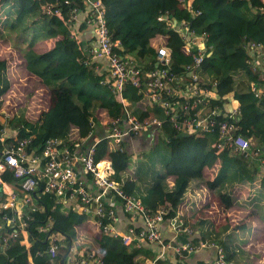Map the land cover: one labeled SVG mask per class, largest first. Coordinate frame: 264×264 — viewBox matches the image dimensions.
<instances>
[{
  "label": "trees",
  "instance_id": "trees-1",
  "mask_svg": "<svg viewBox=\"0 0 264 264\" xmlns=\"http://www.w3.org/2000/svg\"><path fill=\"white\" fill-rule=\"evenodd\" d=\"M102 2L109 37L119 40L115 50L124 59L132 58L144 78L158 64L155 56L158 44L167 43L171 49L170 67L173 71L181 72L183 66L191 61V56L181 50L185 38L176 26H185L203 34L206 52L199 74L204 80L215 81L212 102L227 101L228 93L239 101L236 133L253 138L251 151L245 154L227 147L216 152L212 146L219 138L216 133L179 135L160 104L147 106L142 97L143 85L141 90L139 86L136 88L128 83L124 86L122 95L128 101L127 106L115 99L105 81V71L100 72L94 68L95 64L87 62L88 49L97 45L95 26L87 24L85 18H81V22L71 18L74 8L75 14L83 16L85 0H1L6 12L2 26L10 37L7 41L14 52H23V57L19 54L17 66L22 64L32 74L37 71L45 80L53 101L40 111L39 116L32 118L28 116L27 98L18 106L14 105L9 119L0 122V152L21 137L28 138L24 146L28 154H38L48 138H62L67 144L78 141L86 146L84 140H89L88 133L93 127H98L101 135V122L124 113V108L138 118L155 114L161 118L155 135L150 130L132 133L124 138L121 147L115 146L108 138H101L96 143L94 159H110L114 169L112 177L127 193L140 197L148 210L163 206L164 219L177 209L182 211L185 223L191 224L196 231L177 234L172 239L174 244L197 242L202 237L220 245L226 258L235 264H261L263 251L248 246L249 238L237 227L252 215L259 216L264 224V170L260 163L264 157V97L256 96L251 90L250 82L257 79V74L252 71L249 53L244 46L247 40L264 45V0ZM43 4L59 6L64 18L45 12ZM162 15L165 17L160 19ZM71 26L78 34L71 33ZM38 41L51 42L35 52ZM34 64L39 66L38 70ZM8 73V60L0 57V110L1 97L11 85ZM138 141L140 145H137ZM216 162L219 166L211 178L210 169ZM75 165L85 176L86 189L94 192V185L92 189L88 188L91 172L84 171L81 160H77ZM2 176L17 186L19 180L13 177L12 172L6 170ZM197 194L201 199H197ZM203 195L206 200L215 195L217 207L211 211L205 208ZM115 197L113 203L104 199V214L99 215L83 211L80 198L64 200L53 192L36 190L30 203L23 206L28 246L21 242V233L12 234L17 229L13 209L0 210V264H29V258L34 264H52L51 261L54 264H71L68 258L72 255V245L80 253L102 255L105 264H145V258L158 253V243L154 246L149 241H134L125 245L120 235L113 236L99 230V237H92L96 243L105 246L104 253L93 245L81 244V239L71 244L80 235L76 226L87 218L90 217L99 228L112 221L117 205L123 202L121 196ZM240 198L244 201L235 203ZM196 203L203 206L194 208ZM110 207L114 208L113 214L106 213ZM218 207L228 214L218 217ZM119 208L123 210V205ZM124 212L129 219L126 230L135 225L134 221L139 217H131L130 212ZM188 212H191L189 217ZM8 215L13 216L11 222L6 219ZM123 231L119 229L120 234ZM55 234L64 238L63 243L56 242V252L51 255L48 248ZM4 236H8L5 242ZM169 240L171 238L163 239L165 243ZM165 252V257L158 259L159 264H179L181 259L177 254L170 249Z\"/></svg>",
  "mask_w": 264,
  "mask_h": 264
},
{
  "label": "built area",
  "instance_id": "built-area-1",
  "mask_svg": "<svg viewBox=\"0 0 264 264\" xmlns=\"http://www.w3.org/2000/svg\"><path fill=\"white\" fill-rule=\"evenodd\" d=\"M85 1V10L81 14L83 16H80L79 13L75 14L76 9L74 8L71 18L78 19L77 22H81L80 19L85 18L87 24L95 26L96 32L94 34L97 45L88 49L90 54L87 62L90 61V64H95L96 70L105 71V81L111 87L115 99L127 106L128 101L122 95L124 86L128 83L136 88L139 86L141 90V85H143L142 97L147 106L152 107L154 103L160 104L163 112L169 115V120H172L175 130L178 132H188L197 136L206 135L208 132L216 133L219 138L212 143L216 152L227 147L232 151H243L245 154L251 151L253 138L236 133L235 120L239 110L238 100L226 93L227 101L212 102L211 97L215 95L213 90L215 81L204 80L199 74L198 70L206 52L203 34H198L185 26H176L185 38L181 50L191 56V61L183 66L181 72L173 71L170 67L171 49L167 43L158 44L155 55L158 64L147 73V78H144L141 75L142 70L133 63L132 58L124 59L115 50L119 40H111L109 37L105 6L102 0ZM42 10L56 14L61 19L64 18L59 6L43 4ZM164 17L162 15L159 18ZM70 31L72 34H78L73 26H71ZM244 46L249 53L248 62L251 64L252 71L257 74V79L250 82L251 90L256 96L264 97V45L259 41L247 40L244 42ZM232 100L237 103L232 105ZM123 112L101 122L100 125L103 126L101 135L98 133V127H93L94 129L88 133L89 140L82 139L86 142V146L78 141L67 144L62 138H48L38 154H28L24 147L28 138L21 137L2 149L0 152V210L11 208L16 214L17 229L12 234L21 233L23 235L21 242L29 245L25 220L22 218L23 206L30 203L32 195L38 189L53 192L64 200H78L80 198L83 203V211H93L99 215L104 214L102 212L104 199L113 203L116 200L115 196L119 195L123 199V202L120 203L121 206L123 205V210L130 212L131 217H140L143 220V226L131 225L120 234L119 228L114 223L115 216L112 221L99 229L113 236L120 235L125 245L134 241L140 243L145 240L158 243L160 245L158 253L154 257L145 258V264H159L158 259L165 257V250L167 249H170L173 254H177L178 258L182 260L187 255L183 251L192 254L196 250L207 248H214L215 256L210 261H206L207 263L201 264H235L231 259L226 258V254L220 245L202 237L197 242L185 241L174 244L172 239L177 234L183 232L192 234L196 231L191 224L185 223L182 211L179 209L168 218L174 235L171 240L165 243L159 227L160 222L164 219L165 208L159 206L154 211L148 210L140 197L127 193L120 182L112 177L114 169L110 159L105 157L98 161L94 159L96 143L101 138H108L115 146L121 147L124 144V138L132 133L139 134L150 130L152 135L156 134L155 129L161 123V118L155 114H147L143 118H138L126 108ZM10 115L9 112H3L2 117L6 121ZM77 160H81L85 172H91L90 187H88V182L87 187L92 189V185H94L95 188L92 189L94 192L86 189L83 180L85 176L76 169L75 162ZM260 163L264 170V157L261 158ZM218 166L219 162H216L211 167V177L216 173ZM6 170L12 172L13 177L19 180L17 186L11 185L9 181L3 178V172ZM197 195L201 199V196ZM202 202L207 204L205 208L210 211L217 207L216 202L211 197L206 200L205 195H203ZM201 206L203 205L199 203L195 205L198 208ZM113 212L114 208L110 207L106 213L113 214ZM217 214L218 217L224 215L220 208L217 209ZM6 219L11 222L13 216L8 215ZM63 238L60 234L52 236L48 248L51 255L56 252V242L59 240L60 243H63ZM7 239L8 236L3 237L4 242ZM76 240H72L71 244L75 243ZM71 253L72 255L68 258L71 264H105L102 255L80 253L73 245ZM51 263L54 264L53 261ZM29 264H34L32 258H29Z\"/></svg>",
  "mask_w": 264,
  "mask_h": 264
},
{
  "label": "rangeland",
  "instance_id": "rangeland-1",
  "mask_svg": "<svg viewBox=\"0 0 264 264\" xmlns=\"http://www.w3.org/2000/svg\"><path fill=\"white\" fill-rule=\"evenodd\" d=\"M4 14H6L5 7L2 6L0 3V57H6L7 60L9 61L8 58H11V56L16 54L18 59H20V55L23 57L22 55L23 52L21 53V51H18L16 49L17 52L15 51V53H13L14 48L8 47L10 46V44L8 43L7 39L10 37L6 33L7 31H5L2 26L3 20L5 19ZM47 44L48 41L39 42V44L36 45H40V47L37 46L35 52L40 51L41 48H45ZM17 65L18 63L14 64L13 67H10V65L8 64V66L10 67L9 73H11L10 75L11 85L9 90L6 92V94L1 97V99L3 100L1 106L0 122H5V118L2 117L3 112L11 113V110L14 108V104L18 106L24 100L28 99V103H29L28 116L31 118L34 117V115L39 116L40 111H42L48 104H50L53 101L52 94L48 90L46 86V82L43 79V77H40L37 74V71H35V73L33 72V74L30 73L31 71L27 69L25 71V68L22 64H20V67H18ZM34 68L38 70L39 66L34 64ZM23 96L25 97V99L23 98ZM236 103L237 102L235 100L231 101L232 105H235ZM208 133H212V132H208ZM137 145H140L139 141L137 142ZM208 177L210 178L209 173H208ZM211 197L217 199L215 195H212ZM243 201L244 199L240 198L237 199L235 203L240 204V202ZM262 259H264V256H262ZM262 263L263 261H261V264Z\"/></svg>",
  "mask_w": 264,
  "mask_h": 264
},
{
  "label": "crops",
  "instance_id": "crops-1",
  "mask_svg": "<svg viewBox=\"0 0 264 264\" xmlns=\"http://www.w3.org/2000/svg\"><path fill=\"white\" fill-rule=\"evenodd\" d=\"M84 36V35H83ZM86 36V34H85ZM39 42V41H38ZM51 41H48L47 46L50 45ZM39 44V43H38ZM37 47V45H35ZM40 47V45H38ZM216 201V199H215ZM122 207L120 204L117 205V212H116V220L114 221L115 225L121 229L125 230V227L128 224V217H126L125 212L119 208ZM223 214L226 213L223 209L221 210ZM259 216L252 215L250 218H245L243 223H239L240 226L237 228L243 231L247 237L249 238V245H252L254 248L263 251L264 253V224L259 220ZM135 226L140 227L143 226V220L139 217L135 221ZM161 232L164 238H171L174 235V230L171 228L168 219H163L159 225ZM79 229V237H77L78 241L81 239L82 243L85 245H93L92 247L98 248L101 253H104L106 248L104 245L96 243L92 236L99 237L100 229L99 227L93 222V220L89 217L84 220L80 225L76 226ZM146 241V240H145ZM152 245L156 246V243L153 241L151 242ZM147 245V244H146ZM251 247V246H250ZM215 256V249L214 248H207V249H199L194 251L192 254L186 255L183 260H181L180 264H198L204 263L206 261H210ZM264 256V255H263ZM264 261V259H262ZM264 264V262L262 263Z\"/></svg>",
  "mask_w": 264,
  "mask_h": 264
},
{
  "label": "clouds",
  "instance_id": "clouds-1",
  "mask_svg": "<svg viewBox=\"0 0 264 264\" xmlns=\"http://www.w3.org/2000/svg\"><path fill=\"white\" fill-rule=\"evenodd\" d=\"M0 3H1V0H0ZM1 5H2V3H1ZM4 17H6V14H4ZM9 48H10V46H8ZM13 53H15V52H13ZM9 59V61H8V64L10 65V67H13L14 66V64H17V63H19V59H18V57H16V54H14L13 56H11V58H8ZM10 67L8 66V70L10 69ZM24 68H25V71H26V67L24 66ZM12 70V69H11ZM9 74V78H10V75H11V73H8ZM180 133H182V132H179V134ZM185 133H187L188 134V132H185ZM214 176V175H213ZM212 178V177H211ZM204 187H206V186H204ZM212 198V197H211ZM197 199H200L199 198V196L197 195ZM212 200L213 201H215V198H212ZM216 201H217V199H216ZM215 201V202H216ZM204 206L206 207L207 206V204H204ZM194 208H198V207H195L194 206ZM192 212V211H191ZM191 212H188V217L191 215Z\"/></svg>",
  "mask_w": 264,
  "mask_h": 264
},
{
  "label": "water",
  "instance_id": "water-1",
  "mask_svg": "<svg viewBox=\"0 0 264 264\" xmlns=\"http://www.w3.org/2000/svg\"><path fill=\"white\" fill-rule=\"evenodd\" d=\"M209 54H210V52H209ZM187 133H185V132H182V133H180L179 135H186Z\"/></svg>",
  "mask_w": 264,
  "mask_h": 264
}]
</instances>
